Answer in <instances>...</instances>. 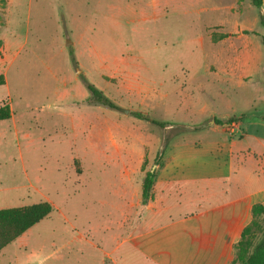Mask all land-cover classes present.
I'll return each mask as SVG.
<instances>
[{
	"label": "rangeland",
	"instance_id": "374dc122",
	"mask_svg": "<svg viewBox=\"0 0 264 264\" xmlns=\"http://www.w3.org/2000/svg\"><path fill=\"white\" fill-rule=\"evenodd\" d=\"M240 4L241 20H257L250 0ZM202 5L197 0L189 5L185 0H0V74L4 60L14 57L5 69L0 102L7 99L15 125L0 124V209L40 201L53 208L0 251V264H120L116 249L134 231L142 207L133 191L138 150L149 151L150 136L171 137L179 130L138 120L132 112L152 107V61L167 63L169 72L179 62L204 57L203 34L205 41L217 39L218 28L203 33V18L195 12ZM256 28L264 32L259 23ZM252 39L264 54L259 37ZM83 80L119 109L82 108L90 96ZM211 91L203 100L215 108ZM153 106L162 108L164 100ZM71 116L77 123L82 118L74 130ZM147 168L145 159L141 170ZM123 187L131 192L117 208L116 191ZM259 223L264 228V215Z\"/></svg>",
	"mask_w": 264,
	"mask_h": 264
},
{
	"label": "crops",
	"instance_id": "0c3cea01",
	"mask_svg": "<svg viewBox=\"0 0 264 264\" xmlns=\"http://www.w3.org/2000/svg\"><path fill=\"white\" fill-rule=\"evenodd\" d=\"M197 1L203 2L195 11L203 18V33L218 28L217 39L205 41L203 34L199 42L204 57L179 62L169 72L167 63L152 61V107L135 112H148L164 125L147 122L159 128L179 130L171 137L150 136L149 151L138 150L133 191L142 207L134 231L116 249L120 264H230L233 246L252 219V206L264 207V54L252 39L264 32L256 28L258 18L241 20L243 0ZM13 60H4V77ZM6 85L5 77L0 86ZM210 90L215 108L203 100ZM158 98L164 100L162 108L153 106ZM233 118L239 120L240 132L230 136L224 122ZM81 119L77 123L71 116L69 127L74 130ZM6 121L13 124L12 111L0 124ZM145 159L149 168L142 171ZM146 171H154V178L151 197L142 204ZM124 175L130 182L131 175ZM118 191L120 208L131 190Z\"/></svg>",
	"mask_w": 264,
	"mask_h": 264
},
{
	"label": "trees",
	"instance_id": "16d2710c",
	"mask_svg": "<svg viewBox=\"0 0 264 264\" xmlns=\"http://www.w3.org/2000/svg\"><path fill=\"white\" fill-rule=\"evenodd\" d=\"M250 3L258 9L259 24L264 27V13L261 11L262 0H250ZM255 34V33H254ZM264 48V33L260 35ZM1 46V40H0ZM72 61L74 59L72 58ZM264 73V70H263ZM85 87L90 92L87 100L89 104L100 105L109 109L117 110L119 107L92 84L83 80ZM5 83V77L0 74V85ZM11 110L6 100L0 103V121L10 118ZM137 119L150 121L153 124L164 125L151 120L145 114L132 112ZM226 120L225 122L230 121ZM224 122V123H225ZM157 163V160L155 161ZM154 171H146L141 183V202L146 203L151 197ZM52 205L48 201L8 207L0 209V251L15 241L28 229L45 219L52 212ZM252 219L242 229L239 240L234 244V258L230 264H264V228L260 227L259 218L264 215V207L255 204L252 206ZM260 235L256 239L257 235Z\"/></svg>",
	"mask_w": 264,
	"mask_h": 264
},
{
	"label": "built area",
	"instance_id": "2783aa9c",
	"mask_svg": "<svg viewBox=\"0 0 264 264\" xmlns=\"http://www.w3.org/2000/svg\"><path fill=\"white\" fill-rule=\"evenodd\" d=\"M238 122H239V120L234 119V118L228 122H225L224 128L230 136H235V135L239 134L240 129L238 127Z\"/></svg>",
	"mask_w": 264,
	"mask_h": 264
},
{
	"label": "water",
	"instance_id": "95a60500",
	"mask_svg": "<svg viewBox=\"0 0 264 264\" xmlns=\"http://www.w3.org/2000/svg\"><path fill=\"white\" fill-rule=\"evenodd\" d=\"M124 111H126V110H124Z\"/></svg>",
	"mask_w": 264,
	"mask_h": 264
}]
</instances>
